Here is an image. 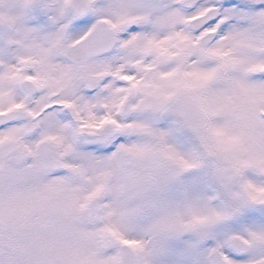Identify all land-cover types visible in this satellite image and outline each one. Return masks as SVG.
Listing matches in <instances>:
<instances>
[{
    "label": "snow or ice",
    "instance_id": "snow-or-ice-1",
    "mask_svg": "<svg viewBox=\"0 0 264 264\" xmlns=\"http://www.w3.org/2000/svg\"><path fill=\"white\" fill-rule=\"evenodd\" d=\"M0 264H264V0H0Z\"/></svg>",
    "mask_w": 264,
    "mask_h": 264
}]
</instances>
